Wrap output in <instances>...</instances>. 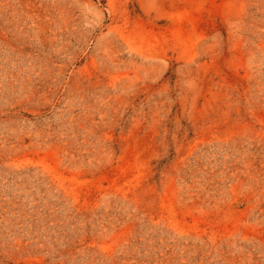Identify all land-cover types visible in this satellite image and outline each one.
Listing matches in <instances>:
<instances>
[{"label":"rangeland","instance_id":"374dc122","mask_svg":"<svg viewBox=\"0 0 264 264\" xmlns=\"http://www.w3.org/2000/svg\"><path fill=\"white\" fill-rule=\"evenodd\" d=\"M0 264H264V0H0Z\"/></svg>","mask_w":264,"mask_h":264}]
</instances>
